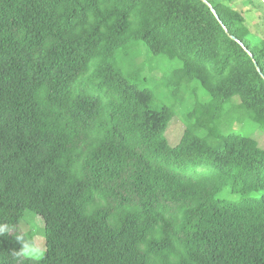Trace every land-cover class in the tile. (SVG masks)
Returning <instances> with one entry per match:
<instances>
[{"label": "trees", "instance_id": "obj_1", "mask_svg": "<svg viewBox=\"0 0 264 264\" xmlns=\"http://www.w3.org/2000/svg\"><path fill=\"white\" fill-rule=\"evenodd\" d=\"M247 13L0 0V264H264V40ZM26 212L40 260L23 258Z\"/></svg>", "mask_w": 264, "mask_h": 264}, {"label": "rangeland", "instance_id": "obj_2", "mask_svg": "<svg viewBox=\"0 0 264 264\" xmlns=\"http://www.w3.org/2000/svg\"><path fill=\"white\" fill-rule=\"evenodd\" d=\"M245 0H233L237 9L247 13V26L251 33L264 40V0H254V7L243 6ZM140 61V60H139ZM157 75V74H156ZM160 77V75H158ZM184 133V125L179 119H174L166 133V137L171 146H176ZM253 138L258 142L259 146L264 149V134L256 132ZM21 229L27 233L31 231L34 236L35 245L24 249L23 258L29 260H40L44 254V222L39 216L33 215L31 212H26Z\"/></svg>", "mask_w": 264, "mask_h": 264}, {"label": "clouds", "instance_id": "obj_3", "mask_svg": "<svg viewBox=\"0 0 264 264\" xmlns=\"http://www.w3.org/2000/svg\"><path fill=\"white\" fill-rule=\"evenodd\" d=\"M3 233V229H0V234H2ZM17 241L19 242V243H21V241H22V238H17ZM21 247H22V249H27V248H30L31 247V242H28V241H23L22 243H21Z\"/></svg>", "mask_w": 264, "mask_h": 264}, {"label": "water", "instance_id": "obj_4", "mask_svg": "<svg viewBox=\"0 0 264 264\" xmlns=\"http://www.w3.org/2000/svg\"><path fill=\"white\" fill-rule=\"evenodd\" d=\"M206 3V1H204Z\"/></svg>", "mask_w": 264, "mask_h": 264}]
</instances>
